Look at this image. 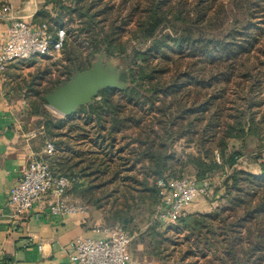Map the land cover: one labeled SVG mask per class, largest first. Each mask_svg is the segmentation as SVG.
Instances as JSON below:
<instances>
[{
    "label": "trees",
    "instance_id": "obj_1",
    "mask_svg": "<svg viewBox=\"0 0 264 264\" xmlns=\"http://www.w3.org/2000/svg\"><path fill=\"white\" fill-rule=\"evenodd\" d=\"M66 1L45 0L32 23L57 25L49 5L78 14L76 34L86 33L88 54L70 61L64 79L50 81L29 114L45 117L46 94L99 53L124 57L121 79L130 85L42 122L43 139L55 146L53 172L75 177L71 192L100 210L104 223L131 230L137 215L150 224L173 179L228 171L211 212L190 214L182 228L148 225L147 251L168 264H264V152L253 157L259 174L238 166L247 136L262 134L264 123V32L257 29L264 0H228L229 7L218 0H72V9ZM180 140L196 152L176 156Z\"/></svg>",
    "mask_w": 264,
    "mask_h": 264
},
{
    "label": "built area",
    "instance_id": "obj_2",
    "mask_svg": "<svg viewBox=\"0 0 264 264\" xmlns=\"http://www.w3.org/2000/svg\"><path fill=\"white\" fill-rule=\"evenodd\" d=\"M0 19L7 23L0 36V83L4 81L9 64L32 57L60 54L68 38L65 26L51 28L47 23L34 24L16 16L13 6L6 2L0 11ZM33 131L31 136H36ZM55 146L45 145L44 153L52 156ZM241 161L240 158L238 160ZM228 171L220 178L197 180L193 176L173 179L161 203L157 206L154 219L161 225L176 224L188 218L190 205L200 197H208L212 189L227 178ZM78 182L75 177L56 174L50 163L42 157L34 158L21 171L16 184L11 188L7 207L9 218L17 222L36 203L45 201L52 214H87L89 207L79 199H69L68 190ZM165 185L163 184V187ZM100 238H80L70 255L72 264H130L132 235L122 227H101Z\"/></svg>",
    "mask_w": 264,
    "mask_h": 264
},
{
    "label": "crops",
    "instance_id": "obj_3",
    "mask_svg": "<svg viewBox=\"0 0 264 264\" xmlns=\"http://www.w3.org/2000/svg\"><path fill=\"white\" fill-rule=\"evenodd\" d=\"M6 2L13 6L16 16L33 22L45 0H0V11ZM6 27L7 23L0 19V36ZM5 81L6 76L0 83V264H72L70 255L78 239L103 236L97 231L106 227L103 215L91 207L87 214H52L48 204L42 201L17 222L9 218L10 190L28 163L44 154L48 140L43 139L39 130L43 126L42 117L30 115L21 107V100L11 102L5 91ZM33 131L37 132L36 136H31ZM251 171L260 173L259 167ZM217 187L215 204L211 203L212 206L203 211L205 204H193L197 198L190 205V213L211 212L220 203L217 198L224 194L222 183ZM67 196L74 199L69 193ZM131 256L130 264H168L149 251Z\"/></svg>",
    "mask_w": 264,
    "mask_h": 264
},
{
    "label": "rangeland",
    "instance_id": "obj_4",
    "mask_svg": "<svg viewBox=\"0 0 264 264\" xmlns=\"http://www.w3.org/2000/svg\"><path fill=\"white\" fill-rule=\"evenodd\" d=\"M105 1L106 0H104L103 2L105 3ZM119 1L120 0H111V3L118 5ZM187 1L191 2L192 0H187ZM220 2L225 3L227 7H229V5L230 6L232 5V2H229L228 0H218V3ZM66 4L70 7V9H72L75 6L72 0L66 1ZM44 5L45 3L42 5V8L44 7ZM47 10L48 12H51L50 14L53 20V21H49L50 24L52 25L57 24L60 26H65L66 29L68 30V34H69L68 40L69 41H68L67 46L64 47V49L59 55L54 54L52 56L32 57L28 60H17V61L11 62L6 72V81L4 83V87H5L6 94L8 95V98L10 99L11 102H14V103H16V101L21 100L22 101L21 107L23 106V108H25L28 113L31 110L30 107L32 106V104L37 101H41L42 96H45L46 89L51 86V83H50L51 80H56L57 78L64 79L66 77V75L64 74L65 67L68 66V64H70V61L73 58L77 57L79 59H83L88 54V50L86 49L88 41L87 39L85 40L86 33L85 32L80 33L78 34L79 36L76 34L78 33L77 30H79V28L82 27L78 14L75 13L72 16H70L68 14V10L61 9L59 7H56L53 9L52 5H49ZM58 18L59 20H56ZM259 18H261V15L259 16ZM30 22L32 23V21ZM131 26L133 27V23H131V25L128 26L127 28L128 31H129V28H131ZM257 29L264 32V26H262V28L258 26ZM128 36H129V33L125 35L124 39H126ZM262 37L263 38H262L261 43H264V35ZM130 42H131V45L135 46L136 42L134 41H130ZM100 54L101 53L96 55L95 60ZM105 60H109V61L111 60L114 63V65H116V67L119 68L121 72H123V69L125 67L124 57H118V56L117 57H107L106 56ZM73 69L75 71L74 73H76L77 71H80L78 70V67H75ZM231 90H232V87L230 88V91ZM230 98L233 99V96H230ZM258 110H261L258 116L264 118V104L261 107H259ZM42 113L44 114L45 117L42 116L41 122L43 121L45 122V120L56 122L57 120H60L61 118L65 117V116H62L57 111H55L54 109H52L47 103L43 105ZM39 130L43 135L44 130H45L44 127H40ZM261 131H262V134L259 133L258 135L247 136L245 140V146L242 147L244 156L240 157L241 161L238 163V166L240 168L254 170L256 167H258V163H256L253 157L255 156V154H261L264 152V123L260 125V132ZM50 141L52 140L48 139V142ZM186 142H187L186 140H180L175 143L174 150H175L176 156L182 157L185 154L196 152L195 146L193 144L188 145ZM52 156H47L44 153L41 157L44 160L49 162ZM219 174L214 175L213 178H220L221 175ZM114 187L115 185L113 184L110 186V189ZM215 191H216V188H213L212 193L208 197H200L193 204L194 205L195 204L196 205L205 204L203 207L205 208V210L203 211H206V209L212 206L211 203L215 204V202L217 201L216 199H214ZM68 193L71 194L74 200L76 199L81 200L80 198H78L71 192V188L68 190ZM87 205L88 207L94 208L95 210H97L99 213L102 214L100 210L96 209L95 207H92L90 204H87ZM154 217H155V212L151 216L152 221H150V224L157 223L159 227L158 228L159 232L164 231L165 229H167L168 226L182 228V225L179 224V222L176 224H171L167 226L161 225L159 222H157L154 219ZM150 224H147L145 217H143L142 215L140 216L137 215L131 230L130 229L127 230L132 235V242L130 245V249L132 250V253L130 250L131 254L140 255L141 252L143 251L147 252L149 240L147 239L148 236L146 237L145 234H146L147 226ZM104 226L122 227L120 224L114 221H108L107 223H104ZM185 234H187V231L185 229H182L179 231V235L176 236L177 239L176 237L175 239L178 242H181L182 239L180 238H183ZM171 235L173 236L174 233L170 231L168 236H171ZM176 240L173 239V241H176Z\"/></svg>",
    "mask_w": 264,
    "mask_h": 264
},
{
    "label": "water",
    "instance_id": "obj_5",
    "mask_svg": "<svg viewBox=\"0 0 264 264\" xmlns=\"http://www.w3.org/2000/svg\"><path fill=\"white\" fill-rule=\"evenodd\" d=\"M106 55L101 53L86 70L77 71L69 80L46 94V103L62 116H71L82 106L93 104L99 92L108 88L125 90L128 80H122V72ZM188 223L192 219L187 220Z\"/></svg>",
    "mask_w": 264,
    "mask_h": 264
}]
</instances>
